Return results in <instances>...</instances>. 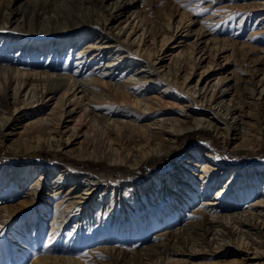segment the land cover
<instances>
[{"label":"bare ground","instance_id":"bare-ground-1","mask_svg":"<svg viewBox=\"0 0 264 264\" xmlns=\"http://www.w3.org/2000/svg\"><path fill=\"white\" fill-rule=\"evenodd\" d=\"M30 1H35L36 6V2L45 0ZM56 1L60 5L36 13L35 18L27 20L21 15L20 21H13L12 14L5 13L0 21V30L14 24L18 30L34 32L31 42L20 36L0 37V144L9 141L14 154L66 150L77 158L137 168L146 160L169 153L185 132L210 129L222 134L224 130L229 136L230 130L238 128L243 106L264 109V74L251 83L245 104L239 95L238 82L227 83L228 76L216 77L212 82L206 80L205 74L214 65L203 64L208 57L222 51L226 43L222 48L213 44L202 54L193 47L190 52L182 48L175 64L163 74L158 72V55L165 53V46L175 40V32L182 28L188 35L195 27L197 22L188 13L176 22L172 16L168 17L164 28L159 27L158 38L154 27L139 11L127 10L132 0ZM261 6L264 7V2ZM122 17L125 19L117 27H109L111 21ZM198 24L196 33L200 36L205 25ZM25 45L28 50L21 54ZM16 47H21L17 54L21 55L20 62L3 52L7 48L13 52ZM66 47L70 52L61 59L64 67L70 61L72 49L77 48L74 67L57 77L56 67L47 63H56ZM105 48L110 53L108 65H112L111 61H116V65L133 62L131 66L135 67L120 77L111 72L100 75L81 72L82 64L87 61H102ZM169 61H173L172 54ZM174 85L183 93H177ZM80 93L82 96L78 97ZM46 98L55 100L48 114L44 112ZM84 99L89 103H84ZM175 105L177 112L185 118L192 117L193 121L166 118ZM68 106L72 108L68 110ZM66 119H70V124ZM217 121L224 122L225 128L221 129ZM15 123L22 124L18 134H13L15 129L11 128ZM63 128L82 134L86 148L74 153L69 149L73 143L70 137L63 140L51 136L54 132L65 133ZM45 178L49 183L52 181L53 188L62 189L70 183V189L66 193L53 189V195L47 199L52 203L49 211L46 207L35 208V226L30 232H23L28 239L19 237L20 231L11 234L15 239L18 237V243L29 246L28 249L41 245L38 254L42 261L80 264L78 259H60L53 253V246L60 244L62 232L72 222L84 216L93 218L95 235L75 237L71 231L73 234L62 244L65 250L60 251L61 255L72 257V251L79 252L80 246L87 249L90 245L115 243L120 239L111 235L115 228L120 234L130 228L125 237L146 240L154 229L164 227L174 229L162 235V238L170 235V240L154 241L130 253L104 245L90 255L95 259L94 254H106L108 261L103 262L106 264L124 260L135 262L131 264H264V166L223 170L209 150L198 148L191 150L172 173L155 175L143 185L104 187L91 177L77 178L54 166L7 167L0 163V188H5L3 194L10 198L22 189L37 195ZM118 192L124 193V198L118 199ZM36 197L30 201L35 207L39 204ZM102 214L105 215L102 226L97 228ZM47 216L48 234L42 230ZM71 241L77 246L72 247ZM11 247L9 244L0 250V264H11L13 256L19 254L16 246ZM246 251L250 252L247 256ZM231 254L246 258L217 260Z\"/></svg>","mask_w":264,"mask_h":264},{"label":"rangeland","instance_id":"rangeland-1","mask_svg":"<svg viewBox=\"0 0 264 264\" xmlns=\"http://www.w3.org/2000/svg\"><path fill=\"white\" fill-rule=\"evenodd\" d=\"M73 1L77 2V0ZM263 2L264 0H215V2H213V0H132L126 8L130 12L139 11V13L145 17L147 23L154 27L153 31L157 34V37L159 33H161L158 31L159 27L163 29L166 19L170 16H172L175 20L174 22H176L181 16L185 15V13H188L186 15L191 16V18L197 22L188 35L186 29L181 28L176 31L175 40L169 42L168 45L165 46V53L158 55L156 68H158L160 74H163L165 71L167 72L175 64L176 55L182 48L190 52L192 50L191 47H193L195 48V52L198 51L202 54L207 52L208 48H211L213 44L217 43L216 45H221L222 48V46H224L223 43H226V49L224 48L222 51L216 53L217 56L208 57V54L205 55V58H208L203 66L208 67L209 65H214V69L208 71L205 74V78L207 81L212 82L216 77L223 78L228 76L230 80H226L227 83L233 81L238 82L240 84L239 95L242 96V102L245 104V102H247L246 93H248V88L251 86V83L255 78L264 74V7L261 6ZM58 5H60V2L56 0L39 1L36 2V6L35 1L30 0H0V21L4 19L3 16L5 13H11L13 21L16 19L19 20L21 15H24L28 20L29 18H35L36 13H43ZM124 19L125 17H122L120 20L111 21L109 27H117ZM198 22L205 25L200 36H197L196 33L199 28ZM33 34L34 32L32 31L16 29L14 24L0 30V37L14 38L20 36L26 42L34 40ZM87 41L88 40L82 41L81 46L85 45ZM98 41H100V39H98ZM26 47L25 45L22 50L21 47H16L13 52L11 49L7 48L3 52H5V55H9L8 58L14 59L15 57V59L20 62L18 58L21 55L18 56L17 54L20 53V50L21 54H23L25 50L27 51L28 49H25ZM68 48L69 47L62 48V52H60L61 58L55 60L56 63H51L50 61L47 63L56 67L55 70H57V72L55 73L58 75L57 77L62 76L61 74H63L64 71H71L74 67L73 60L76 56L75 51L77 48L72 49L73 52L66 67H64V62L61 60L63 57L68 56L70 52V48ZM29 50H31L30 47ZM108 50L109 49L105 48L102 51L104 57L99 63H97L99 61V59H97L95 62L89 63L87 61L82 64L83 67H81V72L86 71L87 74L96 73L99 75L108 72V74L114 73L120 77L123 72L129 71L132 67H135L131 66L133 62H127L122 65L118 63L116 65V61H111L110 64L112 65H108V58L110 55V53H107ZM0 54H2L1 51ZM171 54L173 58L172 62L169 61ZM16 55L18 57H16ZM57 61L59 62L57 63ZM30 65H32V63ZM68 66L70 67L67 68ZM131 72L136 74L133 70ZM143 75L151 79L155 78V76L151 74L148 75L144 73ZM138 76L140 75H137V77ZM173 88L177 93H183L177 86L174 85ZM81 96V93L78 94V97ZM54 102L55 100L49 98L44 100L43 103L44 105L46 104L45 106L47 109L46 111L44 110L46 114L50 112L48 108L53 105ZM84 103L89 102L84 99ZM243 107L244 109L240 112L239 119L237 120L238 128L230 130L229 136L225 135L227 133H225L224 130H221L224 132L222 134L219 132L215 133L210 129H198L196 131L185 132L179 136L175 147L169 153L154 159L146 160L137 168H131L125 165H110L103 161L77 158L64 152L66 150L44 149L28 154H14L9 141L0 144V163L7 167H24L28 165L54 166L66 170L69 174L77 178L86 176L91 177L104 187H119L122 184L143 185L149 182L155 175L172 173L180 164L184 163L191 150L198 148L209 150L211 154L215 156L216 160L220 162V166L223 170L231 171L235 167H262L264 166V109L255 110L256 108L254 107L250 109L246 105ZM71 108V106H68V110ZM176 109H178V106L175 105L172 107L170 111H168L166 118L173 119L177 117L182 122L193 121L192 117L185 118L184 114L177 112ZM209 118L212 119V115H210ZM65 122L70 124V119H66ZM217 122L221 129L225 128L224 122ZM65 125L66 124H64V126ZM12 126L11 128L15 129L13 134H18L17 132L22 131V124L15 123ZM66 130L67 129L63 128L62 132ZM51 136L59 139L62 138L63 140H68L70 137V141L73 143H71V148L69 149L74 153L78 152L81 148H83V150L86 148L87 143L82 142V134L66 131L63 134L54 132ZM41 182L43 183L42 189L34 196L22 189L20 191L21 193L18 192L17 195L10 198L8 195L3 194L5 188H0V250H2L4 246L7 247L9 244H12L11 248H14L13 245L16 246L17 252L19 253L17 256H13L11 264H53V261L47 260V263V261H42L40 259V254L38 253L40 252L41 245L31 250L28 249L29 246L24 247L22 244L18 243V237L15 239L11 235L20 231L21 235H19V237L21 236L24 239H28V236H23V232H30L32 226H35V208L44 209L46 207L48 211L52 208V203L47 201V199L53 195V189L56 187L53 188L51 184L52 181L49 183L48 178L41 180ZM56 189L66 193L70 189V183L68 185L66 184L62 189L61 186H57ZM120 196L124 198V193L118 192V196L116 197L119 199ZM35 197L39 201L37 207H35V203L32 204L30 202L32 200L31 198L34 199ZM5 207H7L6 210ZM76 213L77 211H75L73 215ZM104 216L105 215L102 214V219L97 228L102 226L101 222L104 220ZM83 218L76 223L72 222L67 229L62 232L60 244L53 246V253H56L60 259H78L80 264H106L103 263L104 261H108L106 254H94L95 259H93L90 252L98 248L103 249V247H105L104 245L118 250L121 249L125 253L139 251L146 245L152 242L154 243V241L160 243L166 239L170 240V235L164 236L163 238L162 235L166 232L170 234L174 231L173 228L167 230V228L160 227L159 229H154L146 240H134L133 238L131 239V237H125L126 234H129L130 228L128 232L126 230L124 233L120 234L114 227L115 229L111 231V235H113V237L120 236V239H118L119 241L112 244H110L109 241V244H101L100 246L90 245L87 249L80 246L79 252L72 251V257L61 255L60 251L65 250L62 244L66 242L69 235L73 234L71 231L75 232V237L76 234H81V237L95 235L96 226L93 225V218L92 220L89 219V217ZM116 218L118 219V216ZM44 221L46 222L43 223L44 228L42 230L48 234L50 226L49 217L47 216L43 219V222ZM182 222L183 220H181V223ZM3 226H5V228H3ZM160 238L163 240H158ZM71 245L75 247L77 243L71 241ZM247 253L250 252L246 251L245 255ZM246 256L231 254L226 258L219 257L217 260L235 261L245 259ZM3 260L7 262L5 257ZM131 263L135 262H127L124 260L118 264ZM58 264L62 263L59 262Z\"/></svg>","mask_w":264,"mask_h":264},{"label":"snow or ice","instance_id":"snow-or-ice-1","mask_svg":"<svg viewBox=\"0 0 264 264\" xmlns=\"http://www.w3.org/2000/svg\"><path fill=\"white\" fill-rule=\"evenodd\" d=\"M213 2H215V0H213Z\"/></svg>","mask_w":264,"mask_h":264}]
</instances>
